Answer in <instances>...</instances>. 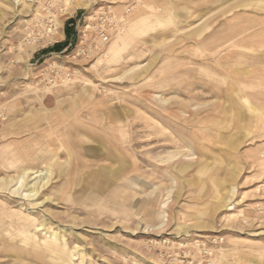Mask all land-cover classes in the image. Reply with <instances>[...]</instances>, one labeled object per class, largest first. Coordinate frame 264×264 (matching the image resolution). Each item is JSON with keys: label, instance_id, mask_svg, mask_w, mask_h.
Wrapping results in <instances>:
<instances>
[{"label": "rangeland", "instance_id": "1", "mask_svg": "<svg viewBox=\"0 0 264 264\" xmlns=\"http://www.w3.org/2000/svg\"><path fill=\"white\" fill-rule=\"evenodd\" d=\"M123 3L0 0V264H161L147 239L216 234L213 264H264V0H139L74 58Z\"/></svg>", "mask_w": 264, "mask_h": 264}, {"label": "built area", "instance_id": "2", "mask_svg": "<svg viewBox=\"0 0 264 264\" xmlns=\"http://www.w3.org/2000/svg\"><path fill=\"white\" fill-rule=\"evenodd\" d=\"M139 0H125L123 11L119 15L113 7H101L84 17V24L78 31L79 44L82 49L74 55V58L81 56L84 52L86 42H89L88 49H99L107 46L112 39L123 33ZM53 73L52 66L48 70ZM57 72L54 69V73ZM69 76L66 75L65 79ZM54 80L49 81L54 86ZM5 116L0 112V123ZM259 214L264 215V210L259 209ZM190 235L178 242L170 240V236L157 235L147 239L145 250L158 255L161 264H213L216 255L222 253L221 246L223 239L216 235ZM173 249V250H170Z\"/></svg>", "mask_w": 264, "mask_h": 264}, {"label": "crops", "instance_id": "3", "mask_svg": "<svg viewBox=\"0 0 264 264\" xmlns=\"http://www.w3.org/2000/svg\"><path fill=\"white\" fill-rule=\"evenodd\" d=\"M80 22H81V20H79L78 22L76 20L74 24H72L73 22H71V24H68L67 25V28H70L73 25H76V27H78V25L80 24ZM83 24H84V19L82 20L81 27H82ZM73 38H74V35H72L68 29H67V37H66V33H65V29H64V32H61L60 35H59V41H58V43L54 44L51 48L42 51L41 52L42 55L43 56H46V55H49L51 53H61L62 51L69 50L73 46V42H74L73 41Z\"/></svg>", "mask_w": 264, "mask_h": 264}, {"label": "trees", "instance_id": "4", "mask_svg": "<svg viewBox=\"0 0 264 264\" xmlns=\"http://www.w3.org/2000/svg\"><path fill=\"white\" fill-rule=\"evenodd\" d=\"M65 33H66V37H67V28H65ZM64 44H65V43H64ZM57 45H58V44H57ZM55 46H56V45H55ZM55 46H54V47H55Z\"/></svg>", "mask_w": 264, "mask_h": 264}]
</instances>
